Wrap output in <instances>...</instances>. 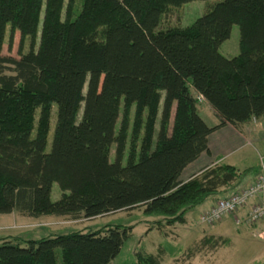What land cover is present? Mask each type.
Instances as JSON below:
<instances>
[{
    "label": "trees",
    "instance_id": "1",
    "mask_svg": "<svg viewBox=\"0 0 264 264\" xmlns=\"http://www.w3.org/2000/svg\"><path fill=\"white\" fill-rule=\"evenodd\" d=\"M195 1L211 0H0V214L93 220L144 208L164 226L185 225L188 213L245 187L246 173L226 164L180 179L209 153L212 133L264 118V0H220L191 26L162 28ZM234 25L239 54L226 58ZM8 29L31 41L19 59L2 55ZM197 96L217 126L202 119ZM132 230L5 242L0 264H110ZM214 240L202 244L217 248ZM136 259L161 264L160 255Z\"/></svg>",
    "mask_w": 264,
    "mask_h": 264
},
{
    "label": "rangeland",
    "instance_id": "2",
    "mask_svg": "<svg viewBox=\"0 0 264 264\" xmlns=\"http://www.w3.org/2000/svg\"><path fill=\"white\" fill-rule=\"evenodd\" d=\"M219 1H195L182 7L174 8L164 19L162 28L191 26L198 18L203 16L209 7ZM78 3L79 1H77L76 7ZM239 41V27L234 25L230 38L220 47L221 55L226 58L236 57L239 54ZM30 45V39H25L24 43H21L20 33L11 34L10 29H8L2 55L19 59L21 54H26L29 51ZM122 117L123 112H121L117 130L120 128ZM38 119L39 111L36 113L34 127H37ZM132 119L133 110L130 118L131 122ZM56 120L57 107L54 106L47 151L51 150ZM156 128L159 130V123ZM130 142L131 136L129 135L128 146ZM110 155L113 161L115 146L112 147ZM259 156L253 153L252 163H261ZM256 170L254 168L247 171L244 178H247L248 175ZM233 192V190H230L224 194L217 195L210 201L217 203ZM226 194L229 195L224 196ZM60 197L59 186L54 184L52 201L56 202ZM249 208L251 207H246L242 211L227 216L211 225L201 221V217L209 210L201 214L199 213L201 208H197L188 214L185 225L177 224L174 226H164L161 223H157L158 221H163V218L145 215L144 208L119 212L93 220L83 217L74 219L55 216L34 219L25 217L18 212L0 214V246L5 242H15L24 248L27 246L28 241H39L44 238L75 232L104 231L108 226H119L121 228L132 226V235L124 242L120 254L110 264H135L138 252L160 255L161 264H264V219L256 223L248 222L246 217ZM210 236L217 239L214 240L217 242V248L209 244H202L203 239ZM220 237L222 240L219 239ZM225 240L227 244L223 243ZM59 261L61 264L60 257Z\"/></svg>",
    "mask_w": 264,
    "mask_h": 264
},
{
    "label": "crops",
    "instance_id": "3",
    "mask_svg": "<svg viewBox=\"0 0 264 264\" xmlns=\"http://www.w3.org/2000/svg\"><path fill=\"white\" fill-rule=\"evenodd\" d=\"M197 98L200 100L199 113L202 119L209 127L217 126L220 121L210 105L200 96H197ZM208 147L209 153L202 154L197 161L189 165L182 173L180 179L182 182L189 181L209 167L226 164L235 167L241 174L256 168L257 170L251 173V176L243 177L245 187L249 186L264 169V118L239 127L228 125L217 130L209 136ZM253 153L258 156L261 154L259 156L261 163H252ZM215 203L214 201H207L200 207L199 213L203 214L212 208Z\"/></svg>",
    "mask_w": 264,
    "mask_h": 264
},
{
    "label": "built area",
    "instance_id": "4",
    "mask_svg": "<svg viewBox=\"0 0 264 264\" xmlns=\"http://www.w3.org/2000/svg\"><path fill=\"white\" fill-rule=\"evenodd\" d=\"M246 207H251L246 217L248 222L256 223L264 219V169L252 184L218 201L201 217V221L211 225Z\"/></svg>",
    "mask_w": 264,
    "mask_h": 264
}]
</instances>
